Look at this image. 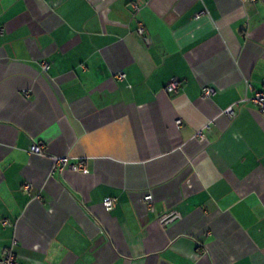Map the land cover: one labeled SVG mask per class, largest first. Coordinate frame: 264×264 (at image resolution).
Wrapping results in <instances>:
<instances>
[{
	"label": "crops",
	"instance_id": "0c3cea01",
	"mask_svg": "<svg viewBox=\"0 0 264 264\" xmlns=\"http://www.w3.org/2000/svg\"><path fill=\"white\" fill-rule=\"evenodd\" d=\"M262 88L264 0H0V259L264 264Z\"/></svg>",
	"mask_w": 264,
	"mask_h": 264
},
{
	"label": "built area",
	"instance_id": "2783aa9c",
	"mask_svg": "<svg viewBox=\"0 0 264 264\" xmlns=\"http://www.w3.org/2000/svg\"><path fill=\"white\" fill-rule=\"evenodd\" d=\"M136 33L142 39L145 45H150V39L148 37V34L145 28L142 25L138 26ZM41 66H42L43 71H47L48 69L47 63L42 62ZM123 78H124V73L122 72H119L116 75L117 80H122ZM179 87H180L179 81L173 79L166 85L164 90L166 92H175L179 89ZM247 87H250L248 83H247ZM211 93H212L211 88L206 87L203 89V96H208ZM26 94L27 93H25V96ZM250 101L257 107L258 111L262 115H264V88L258 91H254L253 96L251 97ZM224 113L229 119H232L235 115L231 107L226 109ZM175 125L177 127H180L181 121L177 120L175 122ZM29 153L33 155L45 156L44 147L41 143H32L29 148ZM51 160L53 163V168L57 170H61L64 166H66L67 161H68L66 157H58V156L52 157ZM70 170L72 172H83L85 170V164L83 163V161L74 163L70 165ZM25 190H29L28 185L25 186ZM143 200H144V203L147 205V207L150 210H152V201H153L152 196L150 194H147L144 196ZM102 204L106 210L110 211L113 209L115 205V199L105 198ZM0 264H21V263L17 260V257L15 256L14 252L12 250H9L0 259Z\"/></svg>",
	"mask_w": 264,
	"mask_h": 264
}]
</instances>
